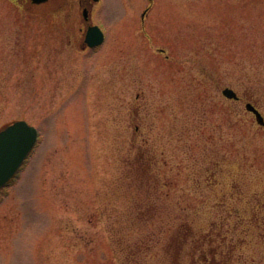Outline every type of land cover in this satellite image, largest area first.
Segmentation results:
<instances>
[{
  "label": "rangeland",
  "instance_id": "obj_1",
  "mask_svg": "<svg viewBox=\"0 0 264 264\" xmlns=\"http://www.w3.org/2000/svg\"><path fill=\"white\" fill-rule=\"evenodd\" d=\"M79 1L0 0V130L40 132L0 191V264H129L126 243L139 264H264V127L246 110L264 103L243 91L264 79V0H99L89 49ZM142 150L154 193L129 175Z\"/></svg>",
  "mask_w": 264,
  "mask_h": 264
},
{
  "label": "water",
  "instance_id": "obj_2",
  "mask_svg": "<svg viewBox=\"0 0 264 264\" xmlns=\"http://www.w3.org/2000/svg\"><path fill=\"white\" fill-rule=\"evenodd\" d=\"M48 0H33L40 4ZM104 35L99 27H92L86 42L95 47L102 44ZM223 95L231 100H238L239 96L232 88H225ZM249 112L255 114L257 123L264 126V116L251 103L246 105ZM39 132L25 121H16L0 130V190L4 188L18 173L25 160L29 157L38 141Z\"/></svg>",
  "mask_w": 264,
  "mask_h": 264
},
{
  "label": "trees",
  "instance_id": "obj_3",
  "mask_svg": "<svg viewBox=\"0 0 264 264\" xmlns=\"http://www.w3.org/2000/svg\"><path fill=\"white\" fill-rule=\"evenodd\" d=\"M246 83L247 82L244 83L245 86L243 84L244 94H246V96L250 97V99H252V101L254 99H256L257 102L264 103V79L258 78L257 80L256 79L254 80V78H253V79L248 80V84H246ZM219 86H220V84H219ZM136 135H137V132H136ZM150 159L151 158H150L149 152H145V150H142L141 155L136 154L132 160H128V161H130V164L132 165V170L130 172L131 174L129 173V175L133 180H135L137 182V183H135L137 186H142V188L149 189V190L153 189L152 193H154L156 188L153 187L154 186L153 185L154 180L151 178V176H153V173L152 174L150 173V169L153 166V163L151 162ZM129 188L131 189L132 187L129 186ZM128 191H131V190H128ZM144 193H140V194H143L145 197L146 194H144ZM138 202H139L138 204L144 205V202H140V201H138ZM153 202L154 201L151 199V195H150L149 200L146 204V205L151 204L148 207L149 212L152 211L153 208L156 206V204H154ZM145 211L146 210H142V209L140 211H138V213H139V214H137L139 216L138 218H142L141 215L143 213H145ZM134 220L135 219H133V221ZM149 221H150V219H149ZM119 244L123 245L122 242H120ZM126 245H127V248L125 247V250L122 249L124 259L129 264H139L140 262H138L139 261L138 256L140 255V253L137 252L138 246L135 243L134 244H132V243L124 244V246H126ZM128 245H130V246H128Z\"/></svg>",
  "mask_w": 264,
  "mask_h": 264
},
{
  "label": "flooded vegetation",
  "instance_id": "obj_4",
  "mask_svg": "<svg viewBox=\"0 0 264 264\" xmlns=\"http://www.w3.org/2000/svg\"><path fill=\"white\" fill-rule=\"evenodd\" d=\"M24 4H29L32 7L35 6H43V5H47L48 3H51L53 0H48L45 3L42 4H35L33 3L31 0H22ZM85 2V3H84ZM86 4V6H85ZM99 5V3H97V1L95 0H80L79 1V5L81 6V14L83 16V18L80 20L79 22V33H83L84 37H83V43H84V49H89L86 42H85V37H86V33L88 31V29L93 25L92 21H91V10L93 8L94 5ZM143 18H145V15L143 14Z\"/></svg>",
  "mask_w": 264,
  "mask_h": 264
}]
</instances>
